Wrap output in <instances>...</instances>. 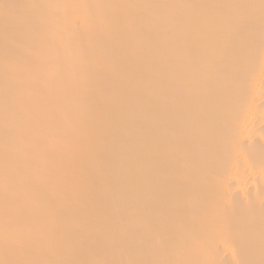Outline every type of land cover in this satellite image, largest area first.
Segmentation results:
<instances>
[{"label":"bare ground","instance_id":"6f19581e","mask_svg":"<svg viewBox=\"0 0 264 264\" xmlns=\"http://www.w3.org/2000/svg\"><path fill=\"white\" fill-rule=\"evenodd\" d=\"M0 264H264V0H0Z\"/></svg>","mask_w":264,"mask_h":264}]
</instances>
